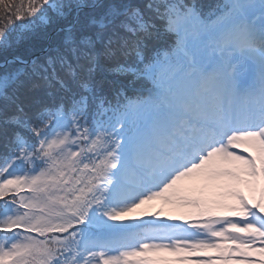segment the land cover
<instances>
[{"label": "snow or ice", "instance_id": "1", "mask_svg": "<svg viewBox=\"0 0 264 264\" xmlns=\"http://www.w3.org/2000/svg\"><path fill=\"white\" fill-rule=\"evenodd\" d=\"M0 264H264V0H0Z\"/></svg>", "mask_w": 264, "mask_h": 264}, {"label": "trees", "instance_id": "2", "mask_svg": "<svg viewBox=\"0 0 264 264\" xmlns=\"http://www.w3.org/2000/svg\"><path fill=\"white\" fill-rule=\"evenodd\" d=\"M208 2H211V0H208Z\"/></svg>", "mask_w": 264, "mask_h": 264}]
</instances>
